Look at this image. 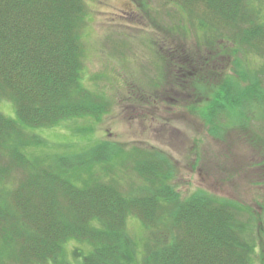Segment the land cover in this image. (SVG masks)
Listing matches in <instances>:
<instances>
[{
  "label": "trees",
  "instance_id": "16d2710c",
  "mask_svg": "<svg viewBox=\"0 0 264 264\" xmlns=\"http://www.w3.org/2000/svg\"><path fill=\"white\" fill-rule=\"evenodd\" d=\"M172 1L209 23L221 39L212 49L206 45L207 56L195 58L201 82L220 54L215 43L224 53L233 42L239 51L247 47L264 54V20L254 6L259 0ZM84 15L82 0H0V102L13 106L12 117L0 111V264H71L65 249L70 242L88 248L78 251L76 264H252L255 218L241 220L234 204L205 191L182 196L167 182L173 174L162 155L136 164L142 182L125 194L117 182L92 174L103 164L108 170L106 164L120 153L106 142L72 155L26 151L39 145L28 129L100 115L98 98L81 82L78 27ZM191 59L185 75H194ZM182 62L185 68L183 56ZM208 74L215 82L203 86L208 90L197 111L211 134L220 137L223 126L244 130L255 111L264 116L262 75L238 71L243 83L249 79L243 87ZM245 99L255 103L254 112H246ZM224 116L232 126L217 125ZM85 175L89 179L83 180ZM130 216L150 234L138 261V246L126 230ZM167 218L175 234L163 233Z\"/></svg>",
  "mask_w": 264,
  "mask_h": 264
},
{
  "label": "rangeland",
  "instance_id": "374dc122",
  "mask_svg": "<svg viewBox=\"0 0 264 264\" xmlns=\"http://www.w3.org/2000/svg\"><path fill=\"white\" fill-rule=\"evenodd\" d=\"M82 1L85 15L78 27L81 82L98 98L102 110L98 117L85 116L51 128L28 129L32 137L38 138L32 141L39 145L36 143V149L28 146L26 151L39 157L72 155L106 142L120 153L106 164L109 171L103 164L92 174L102 176L105 183L117 182L125 194L142 182L136 164L143 158L156 160L157 154L162 155L173 174L167 182L182 196L205 191L234 204L241 220L255 218L257 244L252 264H264V116L254 112L252 99H245L242 105L248 113L253 110L254 119L244 130L220 127L219 137L209 132L197 111L201 93L208 90L202 91L203 86L215 82L208 73L215 77L219 73L222 82L228 79L247 87L249 79L243 83L237 72H246L249 77L262 75L264 54L247 47L239 51L233 42L227 43L224 53L215 43L220 54L215 63H210L214 69L208 67L203 77L206 81L201 82L202 69L197 61L208 55L206 45L212 49L213 43L221 40H216L217 30L208 22H200L190 11L180 12L179 6L165 4V0ZM254 6L258 7L259 19L264 20V0ZM234 49L236 54H228ZM191 58L193 68L189 64L188 69L194 75H185L186 60ZM261 79L264 87V75ZM0 111L12 117V103L1 101ZM224 123L228 124L225 116L217 125ZM166 222L163 233L175 234L170 219ZM126 230L138 246V261L150 234L134 216L128 218ZM65 249L66 260L74 264L78 251L88 248L70 242Z\"/></svg>",
  "mask_w": 264,
  "mask_h": 264
}]
</instances>
